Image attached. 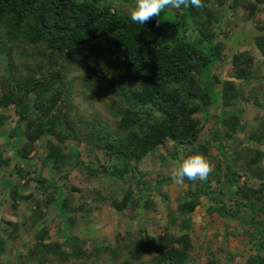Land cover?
I'll return each mask as SVG.
<instances>
[{
    "label": "trees",
    "instance_id": "16d2710c",
    "mask_svg": "<svg viewBox=\"0 0 264 264\" xmlns=\"http://www.w3.org/2000/svg\"><path fill=\"white\" fill-rule=\"evenodd\" d=\"M226 1L231 7L241 6L250 17L258 11L264 13V0H202L201 8L181 7V19L160 17L158 21L153 17L141 27L105 0H0V55L8 57L0 77V107L12 105L17 115L7 134L16 139L25 137L20 147L10 146L20 161H30L36 141L45 135L46 158L55 171L64 166L67 170L79 167L92 175L120 179L134 171L137 182L146 191L159 190L171 181L170 174L146 186L147 181L141 179L140 161L166 141L179 142L185 149L194 148L201 129L195 114L201 112L203 117L214 119L211 137L225 168L222 172L210 171L207 179L194 188L185 178L186 189L177 203L176 216L170 213L169 222L160 226V232L143 230V234L141 231L130 234L118 230L113 243L90 245L65 231L73 224L77 212L85 216L89 211L81 203L76 204L73 193H63L60 185H46L39 173L31 177L37 184L34 192L26 195L18 193L17 183L4 179L11 206H17V198L34 201L29 217L32 225L41 226L26 252L14 257H3L7 252L4 239L0 238V264H51L54 260L59 264L71 261L74 264V260L88 264H144L142 258L151 252L155 255L148 259L150 264H190L187 263L191 248L189 229L200 196L219 204L210 205L209 212L229 213L221 199L210 193L212 180L224 182L229 197L236 202L235 211L229 215L238 216L240 207L257 210V202L263 195L251 196L248 192L256 187L252 186L254 177L259 179L258 191L264 188V166L256 165L264 161V150L237 142L233 151L227 152L222 138L234 139L236 133L244 131L241 111L236 108L225 116L210 113L215 106L213 85L218 81L213 70L223 49V43L214 40L211 24L218 19V7ZM258 29L259 33L253 37V51L240 50L231 55L234 77L222 81L221 98L225 105H239L250 97L257 100L253 92L244 97L242 87L259 81L264 72V19ZM188 30L196 35H189ZM18 47L19 59L23 60L21 77L12 73L10 59ZM73 64L83 68L79 79L84 92L108 94L105 111L117 120V127L97 116L89 118L78 112L72 101L71 83L67 81ZM5 119L0 113V125ZM246 139L264 143V116L249 129ZM66 141L70 144L68 150L62 145ZM195 150L204 155L207 144ZM99 155L116 158L118 163L96 165L93 160H98ZM0 162L6 163L1 155ZM216 165L221 166L220 162ZM16 172L19 178L27 174V170L19 167ZM241 173L244 182L239 185ZM39 193L42 198L35 196ZM131 194L128 189L122 198L112 199L111 205L121 210L133 208L138 200H142L141 205L149 204L148 194L140 193L135 200ZM51 206L62 220V240L45 241L44 213ZM257 223L261 226L262 221ZM9 224L11 230L7 235L13 237L21 223ZM176 224L177 229L173 227ZM255 238L256 247L264 248L261 227ZM215 262L212 257L207 260V264ZM257 263L264 264L259 252L245 261Z\"/></svg>",
    "mask_w": 264,
    "mask_h": 264
},
{
    "label": "rangeland",
    "instance_id": "374dc122",
    "mask_svg": "<svg viewBox=\"0 0 264 264\" xmlns=\"http://www.w3.org/2000/svg\"><path fill=\"white\" fill-rule=\"evenodd\" d=\"M115 10L127 13L128 7L134 0H105ZM181 9L166 8L162 13V18L171 19L178 17L181 19ZM218 19L213 20L211 24L212 31L215 33V41L223 43L221 59L215 64L213 73L218 77L214 82L215 106L211 107L210 113L225 116L232 113L236 108L241 111L240 124L243 125L244 131L235 134L234 139L226 140L222 138L227 152H232L234 146L238 143L244 144L260 150H264V143H253L247 141V132L255 127L257 120L264 116V72L261 73V79L251 84L243 85L244 97H248L250 92L256 95V101L250 98H244L242 104L225 105L222 102V81L233 79L234 74L230 64L231 55L235 51L249 50L253 51V37L259 33L258 26L264 19L263 11H258L250 17L248 12L241 6H230L224 3L217 9ZM189 35L194 36L196 33L188 30ZM30 50V49H27ZM20 48L12 51V73L16 76H23V60H20L18 53ZM8 57L0 55V77L3 76L4 65ZM81 67L73 64L68 72L67 81L71 83L72 101L77 105L78 112L84 113L87 117L97 116L99 119L106 121L112 127H117V120L108 115L105 107L109 102V96L101 91L84 92L81 88L79 76L82 72ZM237 83V81H236ZM0 113L6 116L3 124L0 125V155L6 163L0 162V238L4 239L6 254L4 256H16L19 253H25L29 244L32 243L34 233L41 226L40 224H31L29 217L30 210L34 206V201L17 198V206H11L12 199L9 196V189L3 184L4 179H8L18 184V193L26 195L33 193L36 182L31 179L33 175H39L45 178L46 185H60L63 193L70 192L75 196V202L82 204V207L88 208V214L81 216L77 212L71 227L65 231L71 235L84 239L85 245L93 243H113L116 231L137 234L138 231L143 234V230L150 233L160 232V226L169 222L172 216H176V206L180 197L184 195L186 184L176 185L172 181L163 185L159 190L151 189L146 191L144 185L137 182L138 175L132 171L126 174L123 179L116 176H106L104 174L92 175L85 169L79 167L67 168L61 167L55 171L51 167V162L46 158L47 137L41 136L35 143V148L30 152L32 155L29 162L20 161L11 152L10 146L20 147L25 141L22 136H8L7 131L15 124L17 115L12 105L0 107ZM195 115L200 120V132L194 148L185 149L181 143H172L166 141L164 144L153 148L145 155L139 163L142 174L141 179L147 181V185H153L154 181L163 175H169L175 170L177 161L192 153L202 154L196 151L201 144H207V153L202 154L211 165L213 171H224V162L221 155L217 152L215 142L212 140V131L215 128L214 119L203 117L201 112ZM223 136V135H222ZM63 149L68 150L69 142H64ZM77 148L81 146L77 143ZM193 149V150H192ZM175 154V156H174ZM82 156L84 157L83 153ZM90 159V157H85ZM93 158V157H92ZM96 165L117 164V159L99 155L98 160H93ZM220 162L219 167L216 165ZM258 166H264V161L256 162ZM27 170L23 178L17 176V168ZM235 170V169H234ZM240 172V171H239ZM60 174H66L59 177ZM253 187L248 194L253 196L263 195L257 202V210L252 211L250 208L240 207L238 216L229 215L235 211L236 202L229 197L226 184L224 182H210L211 194L218 196L225 204L228 214H220L216 211L209 212L208 207L213 201L208 200L205 195L200 196V203L195 207L192 213L191 226L189 229L191 248L188 252L187 263L190 264H207L209 258L216 260L215 264H245L246 258L257 252L264 258V248L256 247L255 236L257 230L261 227L264 230V188L258 191L257 184L259 179H252ZM191 186L200 183L199 179L191 181ZM244 182V176L241 173L238 184ZM6 187V188H5ZM74 188H77L74 189ZM130 189L131 199L139 196L140 193L148 194L149 204L141 205L142 200H138L133 208L125 207L117 210L111 205L112 199H120ZM253 190V191H252ZM35 196L41 197L42 194ZM152 202V204H151ZM147 203V202H146ZM45 231L46 240H62L60 230L63 227L62 220L56 214V208L51 206L45 208ZM262 221L261 226L257 223ZM9 222H19L21 226L16 235L10 237L8 231L11 230ZM175 229L178 225L173 226ZM152 252L142 258L144 264H150L149 258L154 256ZM72 262V261H71ZM66 262L62 264H71ZM74 264H88L89 262L74 260ZM51 264H59L52 261ZM61 264V263H60ZM260 264V263H257Z\"/></svg>",
    "mask_w": 264,
    "mask_h": 264
},
{
    "label": "clouds",
    "instance_id": "9594fccd",
    "mask_svg": "<svg viewBox=\"0 0 264 264\" xmlns=\"http://www.w3.org/2000/svg\"><path fill=\"white\" fill-rule=\"evenodd\" d=\"M201 8L202 0H134L127 9V18L143 27L149 19L156 17L159 21L161 13L166 9H180L181 7ZM209 161L199 153L182 156L170 173V180L176 185H182L187 180L195 181L207 179L211 171Z\"/></svg>",
    "mask_w": 264,
    "mask_h": 264
}]
</instances>
